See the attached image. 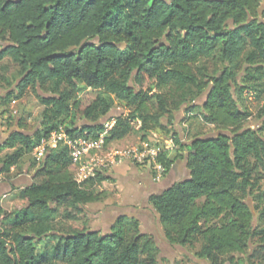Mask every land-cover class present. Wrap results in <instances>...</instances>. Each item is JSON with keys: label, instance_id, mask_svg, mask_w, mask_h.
Returning a JSON list of instances; mask_svg holds the SVG:
<instances>
[{"label": "trees", "instance_id": "obj_1", "mask_svg": "<svg viewBox=\"0 0 264 264\" xmlns=\"http://www.w3.org/2000/svg\"><path fill=\"white\" fill-rule=\"evenodd\" d=\"M263 4L0 0V61L8 57L20 76L12 91L0 94V105L28 88L52 94L40 97L45 108L37 129L28 133L18 123L0 144V175H9L66 120L70 136L96 137L98 121L122 102L129 112L116 115L105 143L127 136L139 120L142 140L162 131L185 153L166 151L158 160L166 173L185 158L189 178L149 198L166 241L186 248L198 243L193 255L208 264H255L258 256L264 264V207L255 206V216L244 202L264 199V105L256 129L244 126L251 113L242 106L245 90L264 100ZM182 108L230 135L198 133L182 141L174 128ZM77 118L93 125L77 126ZM3 149L12 151L1 155ZM70 166L64 144L49 149L33 175L40 180L15 194L22 206L0 209V264H160L153 236L140 232L136 218L121 215L106 233L88 227L84 207L104 199L96 186L107 177L98 172L78 184ZM62 216L76 227L62 232L56 225ZM48 237L56 239L51 254L39 255Z\"/></svg>", "mask_w": 264, "mask_h": 264}, {"label": "rangeland", "instance_id": "obj_2", "mask_svg": "<svg viewBox=\"0 0 264 264\" xmlns=\"http://www.w3.org/2000/svg\"><path fill=\"white\" fill-rule=\"evenodd\" d=\"M208 64H209L208 66L209 72H212L214 65H212L211 63ZM19 77L20 76H19L18 66L15 63H13L8 57L3 58L0 61V94L4 95L8 91H12V89L19 81ZM153 92L154 89L151 90V93ZM44 95H52V94L48 91L40 89L39 87L28 88L20 98L14 99L15 97H11L6 104H4L3 106L0 105V144L2 143L5 136L8 134L10 130L14 128H18V123H21L22 130H25L28 133H32L35 129L39 127L43 117L42 112L45 108L41 102L40 97ZM204 98H205V92L204 94L198 97L196 103L202 104ZM263 105H264L263 99L256 100L255 97L253 96V93L250 92L249 90H245L243 92L242 106L245 107L251 113V115L244 123L245 127L256 129L261 125L263 118L259 117V111L261 109V106ZM113 109L115 111L114 114L116 115L121 114L123 116H126L129 112V110L126 109V107L124 106V103L119 101L115 102L111 110ZM195 113H196L195 118H189L186 116V114L184 113V109L182 108L175 114V120H174L175 131L177 130L180 131V133L183 134L181 135L182 139H184L185 141H189V138H191L193 135L198 133H200L201 135H210L216 132V130H214L211 125L203 122L198 112ZM116 115H114V118L110 120L114 124L116 122V118H115ZM163 122H165V120ZM81 123H86V121H84L83 118H77L74 124L77 125ZM131 124L133 126V130L127 136H125L122 139L113 140L104 144V148H103L104 154H107L114 150L138 147L140 143L144 141L141 138L142 132L139 130L141 122L139 120H135L132 121ZM60 126L63 127V129L65 130V127L70 128L72 125L69 123V120H66ZM164 135L165 134L162 131L156 130L150 132L148 136L157 137L158 139H161L160 137H163V140H165L167 139V137H164ZM177 148H178L177 146H174L172 148H169L167 152L170 154V156H174L178 153H180L181 155H185L184 151L177 150ZM11 151L12 149H3L1 151V155ZM46 154L47 152L44 153V155L38 159L35 153V149H33L30 154L26 155L22 159V161L20 162L17 168L13 167L11 169V173H9V175L6 176L2 174L0 175V177H2V179L4 178L6 180H9L23 173L26 167L30 171V173L32 172L33 174L40 167V164L44 160ZM124 159H127L128 161L133 163V161L130 158L124 157L123 160ZM134 164L140 165L138 163H134ZM112 166H109L108 170H105L103 173H108V172L113 173ZM144 167L147 168L146 166ZM70 171L72 172V176L74 178L76 176V167L73 166L72 164L70 166ZM33 180L34 182H38L40 179L34 178ZM110 183H115V182L108 181L102 185L98 184L96 186L97 191H103V193L105 194V197L102 201L88 203L84 207L88 221V227H90L91 230H94L96 224H94L95 222L94 223L91 222L92 220L90 217V213L92 212L95 214L99 213L100 211L104 210L106 206L116 203V196H118L119 193L117 191V188H115V186L113 187L109 186ZM19 189L21 188L16 187L14 191H9L3 197L0 196V209L6 212H10L14 208L22 206L21 201L15 197V194L19 191ZM260 190L264 191V179H262L260 182ZM244 202L248 204V206L253 211L255 216L258 215V212L254 207L259 206L257 207L258 210L264 207V199L263 201H261V205L258 204L257 201H255L250 196L244 198ZM254 224H256V219L254 221ZM56 225L62 230V232H66L67 230H71L72 227H76L73 224V222H71V220L66 219L63 216L57 219ZM139 230L142 233L143 231H145L146 233L147 230V233L153 236L154 241L159 250L158 261L160 264H208L205 263L202 259L195 258V256L193 255V252L198 248V243L195 244V246L192 248L181 247L178 245L169 246L163 238L162 230H160L154 222L146 226H142L141 224H139ZM55 242L56 239L51 237H48L46 240L41 241L38 245V254L42 256H50ZM246 261L249 262V260L247 259ZM253 262L255 264H260L259 256L258 258L255 257Z\"/></svg>", "mask_w": 264, "mask_h": 264}, {"label": "crops", "instance_id": "obj_3", "mask_svg": "<svg viewBox=\"0 0 264 264\" xmlns=\"http://www.w3.org/2000/svg\"><path fill=\"white\" fill-rule=\"evenodd\" d=\"M177 132L180 139L185 142L181 136L183 134L178 130ZM160 138L163 139V137ZM173 166L174 169H171ZM187 169L185 158H177L168 172L159 181H154L148 169L142 165H136L127 159L114 164L112 166L113 173H105L107 179L101 181L99 185L114 181L115 183H110L109 186H115L119 195L116 196V203L106 206L99 213H90L91 222L96 224L94 230L100 229L101 233L108 232L121 214L137 218L142 226L154 222L162 230L156 215L147 202V197L153 193H162L174 182L187 178L189 176ZM33 175L34 173H30L26 167L23 173L9 180L0 177V196L3 197L9 191H14L16 187L21 188L32 184Z\"/></svg>", "mask_w": 264, "mask_h": 264}, {"label": "built area", "instance_id": "obj_4", "mask_svg": "<svg viewBox=\"0 0 264 264\" xmlns=\"http://www.w3.org/2000/svg\"><path fill=\"white\" fill-rule=\"evenodd\" d=\"M103 124V128L96 137L92 136H70L63 127L52 130L46 138H42L34 147L37 158H41L49 149L64 144L67 147L71 164L76 167V176L73 178L78 184L92 179L98 172L108 170L109 166L117 164L124 157L130 158L133 163L146 166L151 178L159 181L165 175V168L158 157L169 148L174 147L172 137L165 140L157 137H148L138 147L114 150L107 154L103 153L105 136L111 130L113 122Z\"/></svg>", "mask_w": 264, "mask_h": 264}, {"label": "water", "instance_id": "obj_5", "mask_svg": "<svg viewBox=\"0 0 264 264\" xmlns=\"http://www.w3.org/2000/svg\"><path fill=\"white\" fill-rule=\"evenodd\" d=\"M262 8H264V4L259 8V11L262 9ZM114 109L113 110H111L107 115H105L104 117H102L99 121H98V123L99 124H101V125H103L105 122H107L111 117H113L114 115H116V114H114ZM84 121H86V120H84ZM82 124H84V125H86V126H92L93 124H91V123H89V122H87L86 121V123H81V124H77V126L78 125H82ZM19 129L18 128H14V129H12V130H10L9 132H8V134L5 136V138H7L13 131H18ZM219 134H224V135H230V133L229 132H227V131H218V132H215V133H213V134H210V136H215V135H219ZM4 138V139H5ZM171 169H174V166L171 168ZM187 175H189L190 176V170L189 169H187ZM189 176L187 177V178H189ZM187 178H185V179H187ZM172 185V184H171ZM171 185L168 187V188H166L165 190H167V189H169L170 187H171ZM28 186V185H27ZM164 190V191H165ZM163 191V192H164ZM150 207L152 208V210H153V212H154V214L156 215V217H157V219H158V221H159V216H158V214H157V212L155 211V209L150 205ZM122 215V214H121ZM120 215V216H121ZM160 223V222H159Z\"/></svg>", "mask_w": 264, "mask_h": 264}, {"label": "flooded vegetation", "instance_id": "obj_6", "mask_svg": "<svg viewBox=\"0 0 264 264\" xmlns=\"http://www.w3.org/2000/svg\"><path fill=\"white\" fill-rule=\"evenodd\" d=\"M157 194H160V193H153V194H150L148 197H147V202H148V204H150L149 203V198H150V196L151 195H157ZM123 215H127V214H123ZM127 216H129V215H127ZM130 217H133V216H130ZM135 218V217H134ZM137 219V218H136ZM143 233H145V232H143ZM146 233H147V230H146ZM163 238H164V235H163ZM164 240H165V242L169 245V246H177V245H171V244H169L167 241H166V239L164 238ZM196 258V257H195ZM203 260V259H202ZM205 263H207L205 260H203Z\"/></svg>", "mask_w": 264, "mask_h": 264}]
</instances>
